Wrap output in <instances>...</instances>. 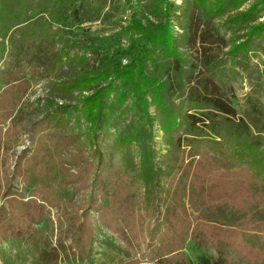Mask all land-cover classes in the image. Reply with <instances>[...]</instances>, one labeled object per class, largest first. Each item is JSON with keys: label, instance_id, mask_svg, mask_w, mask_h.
Wrapping results in <instances>:
<instances>
[{"label": "trees", "instance_id": "trees-1", "mask_svg": "<svg viewBox=\"0 0 264 264\" xmlns=\"http://www.w3.org/2000/svg\"><path fill=\"white\" fill-rule=\"evenodd\" d=\"M242 1L193 0L191 7L182 8L183 3L173 0H148L150 9L132 16L125 26L127 47L101 56L67 34L73 24L98 20L108 0H0V21L11 31L10 38H20L24 51L31 49L27 52L43 65L45 75L69 72L49 81L59 99L41 118L18 128L12 123L15 103L29 81L18 61L4 59L12 75L2 74L6 85L0 91V160L5 162L11 153L9 135L33 136L15 155L12 169L0 164V247L24 239L35 244L36 264H93L92 240H84L86 233H94L92 211L98 212L100 226L130 242L107 203L93 195L82 207L71 201L87 187L88 166L82 165L96 159L95 189L104 191L113 180L117 183L112 186L129 189L122 192L128 209L143 205L128 229L132 235L149 230L133 244L135 255L125 254L124 264H189L181 252L187 237L215 253L200 255L197 264H264V108L249 104L239 116L222 84L225 70L235 73L233 65L226 68L228 61L244 68L247 47L264 32V20L256 21L255 14L264 0L220 20ZM37 26L36 42L30 37ZM118 109H136L148 132L144 126L133 128L130 121L116 132L113 147L120 164L105 173L95 139ZM155 119L165 134L162 161L143 144L154 133ZM82 122L85 132L75 129ZM137 141L143 144L138 166L129 150ZM70 168H78L79 174H71ZM16 179L31 198L26 199ZM137 186L142 190L137 192ZM224 205L249 206L263 215L238 223L209 217ZM49 207L60 216L54 242L36 230Z\"/></svg>", "mask_w": 264, "mask_h": 264}, {"label": "rangeland", "instance_id": "rangeland-1", "mask_svg": "<svg viewBox=\"0 0 264 264\" xmlns=\"http://www.w3.org/2000/svg\"><path fill=\"white\" fill-rule=\"evenodd\" d=\"M177 5L184 4L190 6L193 5V0H173ZM255 0H243L240 6L236 9H230L222 17H228L237 11L245 10ZM148 0H108L107 5L104 7L101 16L98 20L93 22H83L81 24H73L70 27L67 34L71 39L81 41L87 48L93 49L101 56H110L115 50L126 48L129 44V33L125 29V26L130 22L132 16L141 17L144 12H147L150 7L147 8ZM195 10H198L196 8ZM257 16L256 21L264 20V1L257 10H255ZM36 12L33 11L32 14ZM46 15L43 16V19ZM218 24L221 21L215 19ZM42 26H45L42 23ZM37 27L32 31L30 39L38 41ZM11 31H8L3 22L0 21V91L6 85L4 72L9 76L12 75L11 69L6 68L4 64L5 58H11L12 61H18L21 67V75L24 79L29 81L28 88L24 91H20L16 99V108L13 113L14 126L30 125L35 119L41 118L45 114V110L49 108V105L59 99L50 91L49 81L51 78H55L58 75L62 77L69 76V72L62 71L56 73V75H45L43 65H40L36 59L32 57L27 51L20 48L21 39L10 38ZM14 36H17V30L14 31ZM230 36V33L227 34ZM247 60L244 68L232 61H228L226 68H230L233 65L235 73L230 75L228 70H225L223 76V88L226 96L231 101L232 105L236 108L238 115H244V111L248 108L249 104H256L258 107L264 108V32L261 35L256 36L250 46L247 47ZM125 61V60H124ZM4 74V75H2ZM6 75V76H7ZM15 76V75H14ZM24 91V92H23ZM150 113L154 114V107H151ZM81 121H83L81 119ZM132 123L133 128L139 130L142 126L145 127V132H148V125L145 123V119L139 118L136 115V109H129L126 113H122L121 109L116 110L112 117L108 121V125L102 128L97 134L95 139L97 146L103 153V167L107 168L104 172H109L108 168H117L120 164V155L117 150L114 149L113 143L116 132L123 131L128 122ZM9 126V120L1 126V132L5 133ZM78 128L79 132H85L87 125L82 122ZM154 133L152 137H146L143 144L147 148L154 150L155 159L162 161V156L166 153L165 148V134L159 128V124L155 119L153 122ZM29 137L27 133H22L19 137L10 136L12 141L11 153L7 156L6 161L0 160L1 169L8 167L9 170L13 168L15 162V155L20 152L27 144L32 141V135ZM15 137V138H14ZM143 144L140 141L132 142L129 145L132 160L139 164L140 155L142 152ZM88 149V148H87ZM4 154V153H3ZM87 157V150L85 152ZM88 158V157H87ZM89 159V158H88ZM93 163H85L82 166H88L87 172H85L86 188L78 190V192L72 197L71 201L74 205L82 207L86 205L87 201L92 197H95L99 203H107L110 206L111 214L115 218L119 228H121L125 234L129 237L130 242L125 241L120 235L108 228H104L98 223V212L92 211V227L93 232L89 231L84 235V240H92L93 264H124L127 259L125 254L128 252L131 256H134L133 244L139 242L148 233L149 228L145 231H137L135 235H132L133 231L128 229L130 220L136 221L140 214L143 213V205L135 209L134 207H128L125 204V200L122 198V192L129 189L125 186H112L117 182L111 180L104 191H99L94 188V175L96 159ZM70 173L78 175V168H70ZM112 175H114L112 173ZM100 176V174H99ZM113 179H116L113 176ZM20 191H23L26 195V199L31 198V193L28 188H25L23 182L20 179L13 180ZM111 184V185H110ZM73 186V185H68ZM142 190V186H137V192ZM1 202V200H0ZM224 207V208H223ZM129 210L131 212H129ZM132 212L134 214H132ZM264 213V212H263ZM263 215L260 210L247 207V206H232L224 205L214 213H210L209 217L220 223H238L245 221L248 218L252 219ZM59 215L54 208H46L44 216L40 222L36 225L37 234L39 237H45L52 239L54 242L57 232V223ZM147 223H152L153 220L146 219ZM66 222L63 223V227ZM153 227V226H152ZM150 227V228H152ZM39 243V242H38ZM70 243V239L67 240ZM31 241L15 240L7 241L1 244L0 247V264H5L3 258H7L12 261L11 264H36V247ZM90 246V244L88 245ZM189 261V264H197V259L200 255L215 254L212 250H205L196 246V244L189 238H185L184 248L181 250ZM88 251L83 253V258ZM91 255V254H90ZM129 256V257H131ZM128 257V258H129ZM59 264H88L79 261H66L62 260Z\"/></svg>", "mask_w": 264, "mask_h": 264}]
</instances>
